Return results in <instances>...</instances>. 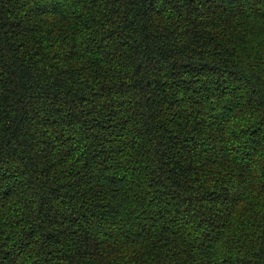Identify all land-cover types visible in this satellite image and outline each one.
<instances>
[{"label":"trees","instance_id":"obj_1","mask_svg":"<svg viewBox=\"0 0 264 264\" xmlns=\"http://www.w3.org/2000/svg\"><path fill=\"white\" fill-rule=\"evenodd\" d=\"M0 264H264V0H0Z\"/></svg>","mask_w":264,"mask_h":264}]
</instances>
